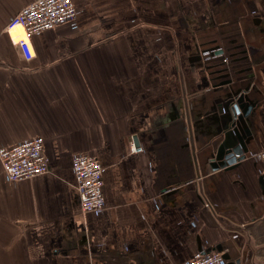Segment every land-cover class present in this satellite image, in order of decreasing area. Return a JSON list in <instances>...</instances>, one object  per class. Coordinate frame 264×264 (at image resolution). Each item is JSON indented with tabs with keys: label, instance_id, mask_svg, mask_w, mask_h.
Instances as JSON below:
<instances>
[{
	"label": "crops",
	"instance_id": "obj_1",
	"mask_svg": "<svg viewBox=\"0 0 264 264\" xmlns=\"http://www.w3.org/2000/svg\"><path fill=\"white\" fill-rule=\"evenodd\" d=\"M33 1L0 0V148L43 137L49 173L0 161V264H264V0H75L26 60L7 27Z\"/></svg>",
	"mask_w": 264,
	"mask_h": 264
},
{
	"label": "built area",
	"instance_id": "obj_2",
	"mask_svg": "<svg viewBox=\"0 0 264 264\" xmlns=\"http://www.w3.org/2000/svg\"><path fill=\"white\" fill-rule=\"evenodd\" d=\"M77 17L75 0H34L13 17L7 27L12 33L21 28V36L13 39L26 60L33 57L31 37L53 29L57 25L73 21ZM13 34V33H12ZM216 54V53H215ZM213 52H206L209 57ZM264 164V150L256 155ZM0 161L9 181H22L49 173V158L45 152L43 137L0 148ZM76 188L80 195L83 213L98 212L105 208L103 166L89 154H76L72 158ZM223 253L217 250L198 251L183 264H224Z\"/></svg>",
	"mask_w": 264,
	"mask_h": 264
},
{
	"label": "bare ground",
	"instance_id": "obj_3",
	"mask_svg": "<svg viewBox=\"0 0 264 264\" xmlns=\"http://www.w3.org/2000/svg\"><path fill=\"white\" fill-rule=\"evenodd\" d=\"M17 31L21 33V28L20 27H17L15 30H13V32H17ZM20 36H21V34H20ZM17 37H19V36H17ZM17 37H15V38H17Z\"/></svg>",
	"mask_w": 264,
	"mask_h": 264
}]
</instances>
